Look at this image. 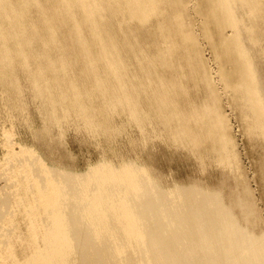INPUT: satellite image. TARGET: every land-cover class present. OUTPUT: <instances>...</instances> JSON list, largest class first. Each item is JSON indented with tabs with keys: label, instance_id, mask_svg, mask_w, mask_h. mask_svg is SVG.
<instances>
[{
	"label": "bare ground",
	"instance_id": "bare-ground-1",
	"mask_svg": "<svg viewBox=\"0 0 264 264\" xmlns=\"http://www.w3.org/2000/svg\"><path fill=\"white\" fill-rule=\"evenodd\" d=\"M199 37L248 135L264 143V0H0V87L25 110L26 81L47 148L67 125L112 142L121 117L143 142L160 138L238 176ZM11 146L0 264H264V221L247 184L227 195L204 183L166 187L138 159L73 171Z\"/></svg>",
	"mask_w": 264,
	"mask_h": 264
},
{
	"label": "rangeland",
	"instance_id": "rangeland-1",
	"mask_svg": "<svg viewBox=\"0 0 264 264\" xmlns=\"http://www.w3.org/2000/svg\"><path fill=\"white\" fill-rule=\"evenodd\" d=\"M192 6L193 2H191ZM194 16L193 18L196 19L198 27L199 19ZM199 39L201 50H203L201 52L207 62L206 68L209 74L214 76L211 77L213 81L215 80L214 84L218 85L219 94L222 95L220 100L221 108L223 115L227 117L228 125H230L228 131L233 138L232 143H234L233 147L237 160L235 162L240 168L234 173L239 177L234 175L231 170L228 172L229 167L217 164L212 160H208L206 162L207 166H204L186 149L176 146L174 148L160 138L156 140L153 138L146 143L143 142L140 131L134 125L126 124L125 119L121 117H116V123L124 124L125 130L112 142H105L101 137L99 139L93 138L86 132L78 130L72 125H67L63 134H61L59 127L52 129L51 137L48 140L51 142L50 148H47L37 139V131H40L44 126V119L39 112L38 103L34 101V97L24 80H21V84L24 90L22 103L25 106V110H20L17 107L19 104H16L17 99L7 102V92L0 87V171H3V168L6 167L7 161L5 160V162L4 159H6L7 155L9 156L12 144L14 146L13 149H16L15 151L20 150V144L29 149L33 148L48 163L63 166L73 171H83L90 165L99 162L103 157L115 163H118L121 157L129 158V160L138 159V161H141L140 163L148 165L156 174L160 175V180L166 187L176 184L191 185L197 183L202 185L204 183L205 186L203 187H206V189L211 187L212 190H220L227 195L230 189L232 190V188L235 189L236 187L242 189L247 184L251 197L256 202L255 205L259 210L260 218L264 221V143L257 141L254 136L248 135L246 130L247 123L241 116L240 110L235 107L231 94L225 93L224 86L219 82V66L217 65L215 54H213L205 39L200 37ZM7 133H12L11 145L7 141L10 139V134L7 135ZM5 135L9 136L8 139ZM2 177L0 175V188L4 185L3 188H5V179ZM228 179H230L229 182ZM20 225L17 231L19 229L23 231L24 225Z\"/></svg>",
	"mask_w": 264,
	"mask_h": 264
}]
</instances>
